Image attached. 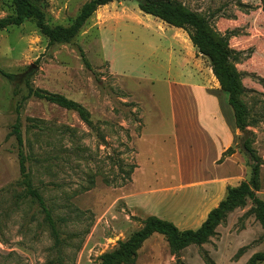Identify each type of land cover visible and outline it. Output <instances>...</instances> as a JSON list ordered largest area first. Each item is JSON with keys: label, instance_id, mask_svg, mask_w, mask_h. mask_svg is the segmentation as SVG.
I'll return each mask as SVG.
<instances>
[{"label": "rangeland", "instance_id": "obj_1", "mask_svg": "<svg viewBox=\"0 0 264 264\" xmlns=\"http://www.w3.org/2000/svg\"><path fill=\"white\" fill-rule=\"evenodd\" d=\"M86 1L40 3L48 25L67 27ZM172 1L227 41L243 88L245 136L262 163L256 196L264 201V0ZM12 12L11 0H0V18ZM189 66L215 82L187 31L143 13L135 0L99 7L68 44L48 45L31 21L0 30V71L13 76L0 73V264H100L149 216L181 231L202 223L209 205L198 213L202 199L193 194L200 188L186 180L189 165L198 169L199 161L185 158L178 166L172 138L171 96H192V89L174 85L193 81ZM26 81L83 106L91 127L75 112L24 98ZM17 106L26 173L56 234L38 203L25 195L17 143L9 135ZM242 135L238 131L235 152L241 153ZM255 253H264V229L246 199L205 243L173 251L154 233L132 264H247Z\"/></svg>", "mask_w": 264, "mask_h": 264}, {"label": "trees", "instance_id": "obj_2", "mask_svg": "<svg viewBox=\"0 0 264 264\" xmlns=\"http://www.w3.org/2000/svg\"><path fill=\"white\" fill-rule=\"evenodd\" d=\"M113 0H88L80 8L73 22L63 27L60 25L51 27L46 23L45 12L40 0H11L13 12L11 15L0 18V30L13 26H20L26 21L35 24L39 32L47 39L48 45L68 44L79 33L85 22L101 6L107 5ZM138 8L143 13L153 16L175 28L187 31L192 45L197 52L205 57L216 79L219 88L227 94V102L233 114L234 126L241 132L240 152L246 157V166L249 167V177L235 187L226 188L224 198L218 205L211 209L205 220L197 229L179 230L172 222L162 220L155 216H149L143 221V227L133 233L126 241L120 242L113 251L104 253L100 257V264H132L136 253L142 244L154 233L164 236L173 251H179L190 244L200 245L214 235V229L225 214L236 206L243 204L246 199L250 200L257 220L264 229V201L256 196L259 189V176L261 160L251 148V141L245 136L246 110L239 97L243 92L239 73L232 67L230 60L232 52L224 37L215 36L209 29L207 21L186 10L180 3L172 0H135ZM81 59L85 61L84 54L80 50ZM0 73L7 79H12L9 73ZM27 94L24 98L34 97L55 104L68 111L75 112L80 120L91 127L88 111L80 104L63 95L49 93L47 91L32 88L26 81ZM20 106L16 107V121L11 127L10 136L17 143V156L19 173L25 186V195L32 198L42 209L45 219L52 232L56 234L54 222L44 201L30 185L26 173L25 158L22 152V136L20 132L19 113ZM235 153L234 147L227 148L221 155V163L226 157ZM264 262V253H255L247 264H258Z\"/></svg>", "mask_w": 264, "mask_h": 264}, {"label": "crops", "instance_id": "obj_3", "mask_svg": "<svg viewBox=\"0 0 264 264\" xmlns=\"http://www.w3.org/2000/svg\"><path fill=\"white\" fill-rule=\"evenodd\" d=\"M194 60L196 61V58ZM194 60L189 59L191 65H193L192 62L195 63ZM189 67L187 73L193 81H190L188 85H174L179 88L192 89V96L183 95L181 92H178L180 95L177 98L171 96L172 138L178 166H182L181 161L185 158L199 161L196 166L200 168L195 170L188 164L191 171H188L186 180L190 182L188 185L200 188L199 192L193 194L202 199L198 206V213L201 214L202 208L209 205L204 212L203 222L208 210L215 208L224 198L226 188L228 186L235 187L244 181L248 171L245 159L238 151L226 157L221 163L218 162L222 153L236 144L238 130L234 126L230 110L224 104V92L220 90L216 79L213 77L214 82L212 76L210 78L207 74L208 72L204 75L199 69ZM201 120L204 121V126L201 124ZM207 123L211 125L209 129L206 128ZM221 124L223 129L216 128V125ZM183 145L187 150L182 151L181 156L180 149L184 147ZM187 145L193 149L188 150ZM180 174L182 177L181 168ZM213 201L215 202L211 204ZM200 225L198 224L196 229Z\"/></svg>", "mask_w": 264, "mask_h": 264}, {"label": "water", "instance_id": "obj_4", "mask_svg": "<svg viewBox=\"0 0 264 264\" xmlns=\"http://www.w3.org/2000/svg\"><path fill=\"white\" fill-rule=\"evenodd\" d=\"M245 135H246V133H245Z\"/></svg>", "mask_w": 264, "mask_h": 264}]
</instances>
